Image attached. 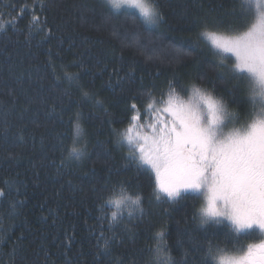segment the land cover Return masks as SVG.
I'll return each instance as SVG.
<instances>
[{"label": "trees", "instance_id": "1", "mask_svg": "<svg viewBox=\"0 0 264 264\" xmlns=\"http://www.w3.org/2000/svg\"><path fill=\"white\" fill-rule=\"evenodd\" d=\"M44 2L41 11L38 0H0V189L8 193L0 198V264H155L151 249L158 232L175 264H197L209 242L245 248L251 239L198 225L202 200L196 194L157 201L154 174L138 170L114 135L137 125L131 115L143 123L163 107L169 81L185 99L192 83L214 90L243 118L250 105L243 82L236 87L226 73L214 72L210 65L218 61L210 44L197 39L203 21L238 26L231 0H156L164 16L156 28L128 10L105 23L112 14L105 0ZM33 14L40 26H29ZM114 27L150 36L163 47V59L124 48L112 35ZM175 48L191 54L177 62ZM66 72L78 74L79 83H70ZM149 93L153 109H147ZM133 97L136 111L130 110ZM77 113L82 133L75 146L85 152L80 160L69 156ZM122 187L133 198L141 194L143 213L123 212L109 253L97 258L100 207L110 217L113 209L105 201ZM103 231L112 235L107 219Z\"/></svg>", "mask_w": 264, "mask_h": 264}, {"label": "snow or ice", "instance_id": "2", "mask_svg": "<svg viewBox=\"0 0 264 264\" xmlns=\"http://www.w3.org/2000/svg\"><path fill=\"white\" fill-rule=\"evenodd\" d=\"M231 2L230 13L238 26L229 24L225 28L218 21H203L197 39L199 42L203 38L210 43L218 61L210 65L214 72L226 73L235 81L236 87L243 82L250 101L243 118L235 110L230 111L228 102L214 95V90L192 83L185 99L174 82L169 81L166 99L162 93L160 102L162 112L168 118L161 117L149 124L150 131L136 135L132 134L133 124L124 132L114 130L117 143L121 147L127 144L128 155L137 169L146 166L154 174L152 195L157 201L166 197L167 202H176L184 198V193H194L202 200L198 216L194 217L200 227L218 225L227 229L226 237L235 233L252 240L246 248L233 244L231 250L209 242L197 264H264V0ZM105 3L112 9L105 23H112L122 9L138 12L139 22L144 26L156 27L164 20L156 0H105ZM38 4L43 11L44 0H38ZM123 15L127 17L128 12ZM129 19L137 25L135 15ZM33 24L40 26L36 14L29 26ZM2 29L3 25H0ZM112 35L124 48H135L147 59H163L160 55L163 47L150 36L144 37L139 30L130 32L124 28L121 31L114 27ZM145 39L147 43L142 42ZM173 51L177 53V62L181 56L191 54L179 48ZM65 76L70 83H79L78 74L66 72ZM81 91L85 99H92L88 91L83 88ZM148 96L147 109H153L155 98L152 93ZM139 107L133 97L130 110L136 111ZM139 118L136 114L131 115L132 122ZM79 119L80 113H77L74 146L69 153L76 160L85 155L82 148L75 146L82 133ZM5 185L11 187L7 182ZM7 195L0 189V198ZM141 200V194L137 193L133 198L122 187L119 194L114 193L105 201L113 209L110 217L101 205L97 258L101 253H109L111 241L116 236L114 229L123 212L129 217L135 212L143 213ZM11 207L14 211L15 204ZM105 219L111 236L103 231ZM66 239L70 242L72 238L66 236ZM151 252L155 264H175L163 232L156 234V246ZM183 256H188L186 250Z\"/></svg>", "mask_w": 264, "mask_h": 264}, {"label": "rangeland", "instance_id": "3", "mask_svg": "<svg viewBox=\"0 0 264 264\" xmlns=\"http://www.w3.org/2000/svg\"><path fill=\"white\" fill-rule=\"evenodd\" d=\"M124 10V9H122ZM128 11H133V12H136L134 9H130ZM138 14V12H136ZM139 15V14H138ZM157 27V26H156ZM156 27H152V28H156ZM210 44V43H209ZM211 46V45H210ZM160 111H157L156 109H154V112L152 115H150V117H148V119L145 120V122H139L136 121L134 124H137V125H134L133 126V132L132 134L133 135H136L137 132H144V131H150V128H149V124L150 123H153V122H156L157 120H159L161 117L163 118H168L167 116H165V113L162 112V107H160ZM230 111H232V109L229 108ZM238 126V125H237ZM127 130V129H126ZM125 130V131H126ZM126 144V143H125ZM127 145V144H126ZM137 155H139V153H137ZM146 167V166H145ZM246 248V247H245Z\"/></svg>", "mask_w": 264, "mask_h": 264}]
</instances>
